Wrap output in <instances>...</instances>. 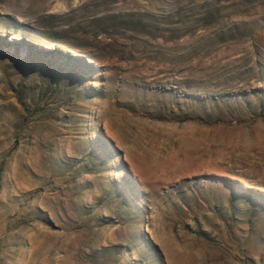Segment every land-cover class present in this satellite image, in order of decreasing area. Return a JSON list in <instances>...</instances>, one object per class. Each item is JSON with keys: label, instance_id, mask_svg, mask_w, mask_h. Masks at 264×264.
I'll use <instances>...</instances> for the list:
<instances>
[{"label": "rangeland", "instance_id": "374dc122", "mask_svg": "<svg viewBox=\"0 0 264 264\" xmlns=\"http://www.w3.org/2000/svg\"><path fill=\"white\" fill-rule=\"evenodd\" d=\"M0 264H264V0H0Z\"/></svg>", "mask_w": 264, "mask_h": 264}]
</instances>
